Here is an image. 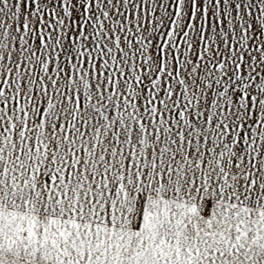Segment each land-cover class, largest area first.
Returning <instances> with one entry per match:
<instances>
[{
    "label": "snow or ice",
    "instance_id": "6c2138e0",
    "mask_svg": "<svg viewBox=\"0 0 264 264\" xmlns=\"http://www.w3.org/2000/svg\"><path fill=\"white\" fill-rule=\"evenodd\" d=\"M0 264H264V0H0Z\"/></svg>",
    "mask_w": 264,
    "mask_h": 264
}]
</instances>
